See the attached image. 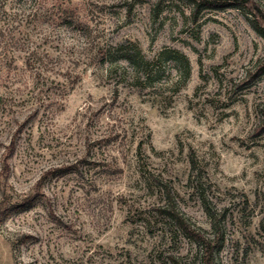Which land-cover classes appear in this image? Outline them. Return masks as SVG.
<instances>
[{"label": "rangeland", "instance_id": "obj_1", "mask_svg": "<svg viewBox=\"0 0 264 264\" xmlns=\"http://www.w3.org/2000/svg\"><path fill=\"white\" fill-rule=\"evenodd\" d=\"M194 1L0 0V264H264V0Z\"/></svg>", "mask_w": 264, "mask_h": 264}, {"label": "trees", "instance_id": "obj_2", "mask_svg": "<svg viewBox=\"0 0 264 264\" xmlns=\"http://www.w3.org/2000/svg\"><path fill=\"white\" fill-rule=\"evenodd\" d=\"M232 0H205L204 2H198V1H194L193 2V7H194V20L197 21L198 19V12L200 9H202V7H206V8H211V7H216L217 9L218 8H221V7H225L227 5H229V3L231 2ZM238 1V0H237ZM248 1V0H246ZM249 3V7H251V10L254 11L257 15H260V19L264 18V15L261 13L259 7L255 4V3H251V2H247ZM204 5V6H202ZM261 33H263L264 35V28L262 27L261 29ZM121 48V47H120ZM118 49L116 50V52H120L122 53V50L121 49ZM125 60L129 61V63L131 64V66L133 67L134 71H135V76L134 78L136 79V81H139L141 79V76L139 75V68L140 67V64L139 62H137L135 60V57L130 54V53H126L125 56H124ZM145 72H143V77L149 79L151 77V75L146 71L144 70ZM171 217L176 220L178 222V224L181 226V228L188 232L189 229L188 227L186 226V223L174 212H171L170 213ZM193 236L195 237H198L197 235H195L194 233L192 234Z\"/></svg>", "mask_w": 264, "mask_h": 264}]
</instances>
